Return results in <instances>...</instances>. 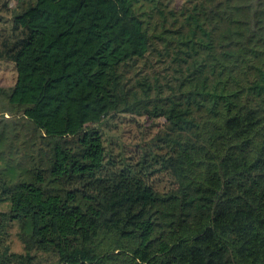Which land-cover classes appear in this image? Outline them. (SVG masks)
Segmentation results:
<instances>
[{
  "label": "trees",
  "instance_id": "obj_1",
  "mask_svg": "<svg viewBox=\"0 0 264 264\" xmlns=\"http://www.w3.org/2000/svg\"><path fill=\"white\" fill-rule=\"evenodd\" d=\"M10 1L0 264H264V0Z\"/></svg>",
  "mask_w": 264,
  "mask_h": 264
},
{
  "label": "rangeland",
  "instance_id": "obj_2",
  "mask_svg": "<svg viewBox=\"0 0 264 264\" xmlns=\"http://www.w3.org/2000/svg\"><path fill=\"white\" fill-rule=\"evenodd\" d=\"M10 7L15 6V0H11L8 4ZM5 12L0 10V15ZM14 70L13 66L9 63L0 62V86L7 88L11 85L13 81ZM14 250H20L19 244L16 241H13Z\"/></svg>",
  "mask_w": 264,
  "mask_h": 264
}]
</instances>
